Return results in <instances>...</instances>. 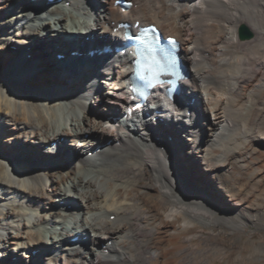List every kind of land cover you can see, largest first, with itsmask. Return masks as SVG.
Instances as JSON below:
<instances>
[{"label": "bare ground", "instance_id": "bare-ground-1", "mask_svg": "<svg viewBox=\"0 0 264 264\" xmlns=\"http://www.w3.org/2000/svg\"><path fill=\"white\" fill-rule=\"evenodd\" d=\"M83 1L0 0V264H264V240L252 253L223 244L224 229L194 234L263 225L264 0H135L126 13ZM126 19L177 36L191 78L116 128Z\"/></svg>", "mask_w": 264, "mask_h": 264}, {"label": "rangeland", "instance_id": "rangeland-1", "mask_svg": "<svg viewBox=\"0 0 264 264\" xmlns=\"http://www.w3.org/2000/svg\"><path fill=\"white\" fill-rule=\"evenodd\" d=\"M77 60H79V59H77ZM92 60H93V58L88 60V61H84V62L71 61L68 63L65 62L64 64H67L68 70L71 71L72 67H74L76 64H81L82 66L91 65L90 62ZM32 62H34V61L31 60L28 62V64L29 63L33 64ZM39 75L44 79H48V77L46 75L44 77L41 74H39ZM104 90H105V87H104ZM234 118L237 119L238 125L242 124L245 121V116L243 114H237L236 113V114H234ZM236 119H235V121H236ZM184 138H185V135H184ZM68 144H69V142L65 143L64 147H67ZM261 160H263V161H260V163H259L260 168L255 173V177H257L258 179L263 181V187L261 189L262 192L260 193V197H259L260 199H258V200H256L257 198L254 199V202L256 204L259 203V205L264 204V201H263L264 200L263 199V197H264V158H261ZM179 170L181 171V174L183 175V177L189 183L194 182V173L190 169H188L184 165H182L180 162H179ZM157 202H158V198H154L150 202V205L155 204ZM263 212H264V210H263ZM262 224L263 225L255 226V225L249 223V224H246L245 226H243L241 228H234V227H232L228 224H225V223H214L211 225H197V228L194 230V234L200 233L201 235H204V237H208L209 235L211 236V234H214V233L219 234V233H221L220 229H224V232H222L220 234L221 235L220 241L223 244L230 246L233 249H238V248L244 247L245 249L250 250L252 253L253 252L255 253L257 251L262 252L261 251L262 249L260 246H258V244L264 240V217L262 218ZM11 248H14V244L11 245ZM235 256H236V253H233L232 255L229 256L230 257L229 260H231V258H234ZM218 264H221V262H219Z\"/></svg>", "mask_w": 264, "mask_h": 264}, {"label": "water", "instance_id": "water-1", "mask_svg": "<svg viewBox=\"0 0 264 264\" xmlns=\"http://www.w3.org/2000/svg\"><path fill=\"white\" fill-rule=\"evenodd\" d=\"M239 37L242 42L252 41L255 38L251 30L245 25L240 28Z\"/></svg>", "mask_w": 264, "mask_h": 264}]
</instances>
